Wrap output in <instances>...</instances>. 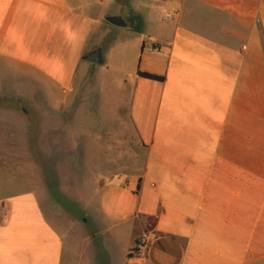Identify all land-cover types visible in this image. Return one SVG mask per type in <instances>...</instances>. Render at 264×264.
Wrapping results in <instances>:
<instances>
[{"label":"crops","instance_id":"1","mask_svg":"<svg viewBox=\"0 0 264 264\" xmlns=\"http://www.w3.org/2000/svg\"><path fill=\"white\" fill-rule=\"evenodd\" d=\"M0 66L39 91L41 156L0 264H264V0H0Z\"/></svg>","mask_w":264,"mask_h":264},{"label":"rangeland","instance_id":"2","mask_svg":"<svg viewBox=\"0 0 264 264\" xmlns=\"http://www.w3.org/2000/svg\"><path fill=\"white\" fill-rule=\"evenodd\" d=\"M106 7L107 5L102 10L106 9ZM111 40H113L112 44H117V47L114 45V50L120 49L118 37L114 40L113 35ZM101 48L97 49L100 50L102 59ZM123 53L129 54V51L126 50ZM114 63L115 66L123 64L128 67L131 61L130 58L125 57L124 61L121 62V58L118 55ZM33 86L25 78H18L8 68L0 66V196L15 190L22 191L26 184L33 188L34 186H39L40 183L39 163L41 156L38 152L40 142L39 106L31 105V98H38L39 91L37 88L34 89ZM116 97V92L111 91L107 98L111 103ZM7 100L9 101L6 102ZM4 101L6 104L2 105ZM88 106H84L83 112H87ZM101 107H103L104 112V102L97 106L98 109H101ZM103 112L97 113L103 114ZM83 115L89 116V113ZM86 116H83V118L89 120ZM104 119L103 117L101 120L103 122L101 123L102 125L107 121H103ZM88 120L80 121L78 129L84 131L92 129L91 126H93L94 121L91 123ZM109 124L107 121V129ZM111 126H113L112 121ZM88 139V137L81 138L79 144L82 148L88 146ZM82 156L86 158V154H82ZM9 182L11 185L15 183L16 185H12L13 187L9 186L7 184Z\"/></svg>","mask_w":264,"mask_h":264},{"label":"water","instance_id":"3","mask_svg":"<svg viewBox=\"0 0 264 264\" xmlns=\"http://www.w3.org/2000/svg\"><path fill=\"white\" fill-rule=\"evenodd\" d=\"M106 20L112 24L118 25V26H125L126 22L122 19L121 16H109L106 18ZM86 60L93 61L96 63H101V53L99 49H95L92 52H90L87 57H85Z\"/></svg>","mask_w":264,"mask_h":264},{"label":"trees","instance_id":"4","mask_svg":"<svg viewBox=\"0 0 264 264\" xmlns=\"http://www.w3.org/2000/svg\"><path fill=\"white\" fill-rule=\"evenodd\" d=\"M138 75L139 76H142V77H146V78H149V79H154V80H161L162 77H159V76H155V75H152V74H148V73H143V72H140L138 71ZM138 190V186L136 188V191Z\"/></svg>","mask_w":264,"mask_h":264}]
</instances>
